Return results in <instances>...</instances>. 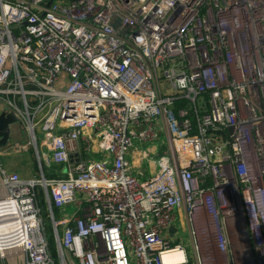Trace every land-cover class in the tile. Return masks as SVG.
I'll return each mask as SVG.
<instances>
[{"label":"built area","instance_id":"obj_1","mask_svg":"<svg viewBox=\"0 0 264 264\" xmlns=\"http://www.w3.org/2000/svg\"><path fill=\"white\" fill-rule=\"evenodd\" d=\"M0 106V264H264V0H0Z\"/></svg>","mask_w":264,"mask_h":264},{"label":"rangeland","instance_id":"obj_2","mask_svg":"<svg viewBox=\"0 0 264 264\" xmlns=\"http://www.w3.org/2000/svg\"><path fill=\"white\" fill-rule=\"evenodd\" d=\"M188 104L191 107L193 106L192 103H190L189 101H188ZM0 108H1V106H0ZM19 129H20L22 134L17 135L15 139L18 140L20 143L26 144L27 138L25 136V131L23 128H19ZM38 136H40V135L38 134ZM156 145L159 148V143H156ZM161 152H162V147L155 154L161 155ZM155 154L151 155L150 158L157 160L158 157ZM0 161L8 171H10V169H13V168L19 169V172H21L20 176L24 179H31V178H38L39 177V173L37 171L38 163H37V160H36L35 155H34V151L32 150L31 146H28V150L21 151L20 153L12 152L8 155L3 154L0 156ZM56 168L61 169V171H65V167L57 166ZM141 169L145 172V177H148L149 170H150L148 165L146 163L143 164ZM36 194H37V198L40 202V207H41V211H42V216L44 218L45 227L49 228L50 220H49V217H47V208L45 205L44 191L43 190L41 191L39 188H37ZM67 211L72 212L73 208L71 206H68ZM180 241L182 242V244L184 245L186 250L189 252L191 245H190L189 234H188V231L186 229L185 230L184 229L178 230L177 234L175 235L174 242L172 244L180 242ZM50 245L52 246V241L50 242ZM54 260L56 263H58V258L56 256V254H54Z\"/></svg>","mask_w":264,"mask_h":264},{"label":"water","instance_id":"obj_3","mask_svg":"<svg viewBox=\"0 0 264 264\" xmlns=\"http://www.w3.org/2000/svg\"><path fill=\"white\" fill-rule=\"evenodd\" d=\"M12 122H14V120L11 119L10 114L9 115H5L4 113L0 114V148L4 147L9 140L8 125ZM170 231L174 232L175 228H171Z\"/></svg>","mask_w":264,"mask_h":264},{"label":"crops","instance_id":"obj_4","mask_svg":"<svg viewBox=\"0 0 264 264\" xmlns=\"http://www.w3.org/2000/svg\"><path fill=\"white\" fill-rule=\"evenodd\" d=\"M8 143V142H7ZM152 149H154V147L152 146V147H150V148H148V150H151L152 151ZM145 150V149H144ZM132 165L134 166V167H136L137 168V170H140L141 168H142V166H143V164H145V163H143V161L141 162V160H140V162L139 161H137L136 160V158H133L132 160ZM148 167L150 168V172H154L155 171V162H153V161H148ZM9 169V168H8ZM56 170H58L59 172H61V169H57L56 168ZM10 171H13V172H16L17 174H19L20 175V173L21 172H19V169H17V168H13V169H10ZM37 171H38V169H37Z\"/></svg>","mask_w":264,"mask_h":264},{"label":"bare ground","instance_id":"obj_5","mask_svg":"<svg viewBox=\"0 0 264 264\" xmlns=\"http://www.w3.org/2000/svg\"><path fill=\"white\" fill-rule=\"evenodd\" d=\"M181 259L182 256L180 253H170L163 258V261L164 263L168 264V263L180 261Z\"/></svg>","mask_w":264,"mask_h":264},{"label":"trees","instance_id":"obj_6","mask_svg":"<svg viewBox=\"0 0 264 264\" xmlns=\"http://www.w3.org/2000/svg\"><path fill=\"white\" fill-rule=\"evenodd\" d=\"M60 175L53 174L52 171L47 174V177H59Z\"/></svg>","mask_w":264,"mask_h":264}]
</instances>
